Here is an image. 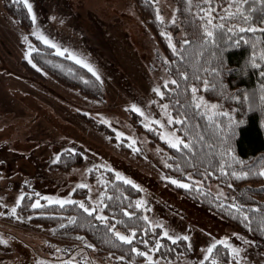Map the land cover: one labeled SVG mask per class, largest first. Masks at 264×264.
Returning a JSON list of instances; mask_svg holds the SVG:
<instances>
[{
  "label": "rangeland",
  "instance_id": "374dc122",
  "mask_svg": "<svg viewBox=\"0 0 264 264\" xmlns=\"http://www.w3.org/2000/svg\"><path fill=\"white\" fill-rule=\"evenodd\" d=\"M11 1L20 2L27 9L23 0ZM29 3L37 19L35 24L31 20L26 29L7 12L5 0H0V200L10 209L22 192L33 194L34 200L40 199L42 204L46 203V196L70 195L81 199L87 195L85 189H78L79 194L70 191L77 184L88 183L96 194L99 190L106 191L99 184L101 177L108 181L109 176L115 178V172H119L140 186L136 201H146L150 219L177 235L190 236L192 247L188 255L163 256L159 264H199L207 245L216 238L228 235L240 244L233 233H243L251 242L244 246L247 264H264V243L164 179L165 176L180 179L169 172L166 147L170 146L159 138V126L152 131L144 128L143 118L129 110L135 102L155 116L159 108H153L147 101L159 99L152 88L168 78L161 60L167 55L136 0H29ZM153 6L155 14L158 6L166 18L163 23L158 21L160 32L175 29L178 38L182 31L178 22V29L167 23L175 8L172 0H157ZM36 29L98 70L102 77V82L98 81L101 87L98 96L64 85L44 70L40 71L41 77L31 72L28 65L32 64L25 58L28 44L24 37L33 43L32 37L38 39L32 35ZM240 96L234 102L206 99L218 103V111H230L233 119H239L246 108L244 95ZM159 118L166 119L162 114ZM104 119L111 122V127L102 123ZM118 132L125 136L117 139ZM129 137L136 141L132 147ZM72 148L78 153H72ZM63 153L80 158V162L60 168ZM262 167L264 164L258 169ZM218 181L203 179L201 185L216 195L226 193L231 202L234 195L231 188ZM252 182L264 183V177ZM221 200L225 201L223 197ZM3 211L0 207V213ZM141 211L144 215V210ZM0 237L8 240L7 244L0 243V264L67 260L80 249H84L81 264L85 260L91 264H121L108 254L96 253V248L87 249L82 241L59 238L48 228L18 221L10 215H0ZM56 248L64 251L56 253ZM129 264L144 261L132 259Z\"/></svg>",
  "mask_w": 264,
  "mask_h": 264
},
{
  "label": "snow or ice",
  "instance_id": "6c2138e0",
  "mask_svg": "<svg viewBox=\"0 0 264 264\" xmlns=\"http://www.w3.org/2000/svg\"><path fill=\"white\" fill-rule=\"evenodd\" d=\"M27 7L28 13L31 16L32 23H36V13L33 12L32 4L29 0H23ZM157 0H152V4H156ZM250 3V6H246ZM257 4L260 5V11L264 14V0H220L219 3H214V0H183V5L172 10L171 19L167 20L170 27H173L179 21L182 31H179L176 38V30H165L160 33L167 41V47L170 50L174 59L168 56H162L163 70L168 78L161 80L152 88V92L159 99H148L147 104L153 108H159V112L153 116L146 113L144 107L133 102L129 106V110L138 114L143 118L141 122L144 128L153 130L154 126H159L157 134L161 140L166 141L171 149H176L182 154L185 163L188 159L194 158L193 153L199 154L202 151L197 149L196 145L202 147L207 144L210 149L208 155L213 157L209 161L208 168L202 174L201 181L193 184L186 182L183 178L177 179L174 176H165L164 179L170 180L172 184L190 189L195 187L200 189L203 183V176L211 177L215 172V166L219 168V172L224 176H232L236 179L248 177L253 173L249 171H230L229 165L239 163L244 164L236 156L231 145L232 138L236 135V124L243 121H235L230 111L217 110L220 108L218 103H210L205 94H211L220 87V94H224L223 84H217V80L222 81L224 51L226 47H238L241 43H248L245 38L248 33H264V18L259 20V24L254 19V13L257 10ZM235 9V10H233ZM155 19L159 22H165L166 18L161 14V9L156 7ZM187 21V23H185ZM236 21V22H233ZM245 34V35H241ZM32 35L37 37L44 45L50 46L55 50L58 56H67L69 60L81 65L87 69L88 73L95 78V81L102 82V77L98 70L80 55L69 51L61 45H58L48 35H45L39 29L32 32ZM28 44L25 58L33 67L38 65L34 62L32 53L39 52L40 49L33 45L32 41L27 36L24 37ZM256 45H253L252 66L256 69H264V50L257 56L255 51ZM159 55V53H158ZM260 61L259 63L257 61ZM51 63V61H49ZM62 67V65H61ZM43 71L42 68L39 69ZM47 74V73H45ZM260 77L264 78V70L259 72ZM84 83H90L84 76L79 77ZM93 86L95 82L93 81ZM260 101L264 105V84L261 85ZM233 100H240V95L231 97ZM244 99H249L247 93L244 94ZM163 115L166 119L159 118ZM227 117V121L223 119ZM204 123L201 124L200 121ZM102 123L111 127V122L104 119ZM179 126L177 128L176 126ZM125 136V133L118 132L117 139ZM132 147L136 141L129 137ZM209 141H211L209 143ZM219 152H216V149ZM72 153H78L76 148L70 150ZM219 159H215L216 156ZM60 159V155H56V160ZM170 167L180 168V164L173 160ZM195 168V165H191ZM254 167V165H253ZM212 170L211 172L209 170ZM187 176L188 181L193 180V176L199 174L190 173L186 169H182ZM90 171V170H89ZM258 175L264 177V167L258 170ZM115 180L122 181L128 185L139 188L133 180L123 176L119 172H115ZM27 183V182H26ZM99 184L102 189H108L109 181L101 177ZM229 188L233 184L229 183ZM78 189H85L87 195L81 199H75L70 195L65 196H46L44 200L48 205L59 206L58 213L64 222L59 224L61 229H67L68 225H76L83 228L88 225L98 236L103 244L112 243L113 246H127L129 253L133 256L141 257L144 264H159V259L165 251L170 252V248L165 244V238L171 243V247L179 243H185L186 249H191L192 244L189 235H177L170 231L165 225L157 224L147 215L146 201L143 199L135 202L137 209H143L145 214L142 216L143 225L138 223L129 224V219H137L138 213L130 210L131 205L120 207L116 201L128 199L125 196L109 195L108 191L99 190L96 194L92 193L88 183H79L70 191L77 192ZM109 191L115 192L116 189ZM260 191L264 192V188ZM225 199V204H219L221 198ZM27 198L25 193H20L15 203L9 209L8 205L0 200V207L4 211L0 215L11 216L18 221H23L25 218L31 220L32 216L25 217L20 214L24 206V201ZM233 202L228 209V215L236 217L239 223L246 225L247 231H254L252 225L257 222L255 230H259L264 234V205L256 202L245 204L238 202L235 197L230 198ZM229 198L226 193L217 192V206L223 211L227 205ZM89 201L91 203H89ZM112 201L113 203H108ZM28 206L33 210L34 215L45 214L36 212L35 210L43 208L40 199L29 200ZM68 207L73 214L65 215L64 208ZM77 209L79 211H77ZM111 209V213H109ZM254 213L258 214L254 215ZM53 217L57 213H51ZM99 225V226H98ZM123 228L124 230H120ZM159 229V230H158ZM75 231V229H72ZM143 233V235H141ZM151 235V239L149 236ZM240 244L234 243L233 239L228 235L223 238H216L206 247V252L199 260V264H247V256L245 253V245L250 244L248 237L243 233H233ZM77 239L82 241L87 249H95L96 243L89 241L87 236L77 235ZM0 243L7 244L8 240L0 237ZM142 246V247H141ZM64 251L61 248H56L55 252ZM75 251V249H74ZM84 254V249H80L74 257L69 256L67 260L57 259L38 260L37 264H81L80 257ZM113 261H120L124 264L126 256L115 255L112 252L108 253ZM84 264H91L90 260H85Z\"/></svg>",
  "mask_w": 264,
  "mask_h": 264
},
{
  "label": "trees",
  "instance_id": "16d2710c",
  "mask_svg": "<svg viewBox=\"0 0 264 264\" xmlns=\"http://www.w3.org/2000/svg\"><path fill=\"white\" fill-rule=\"evenodd\" d=\"M136 2L141 10L143 18L147 19L148 26L151 28L152 32L161 43L166 55L169 58L174 59V56H172L166 42L160 35V25L155 19L153 4L149 0H136ZM172 2L175 8L183 5V0H172ZM219 2L220 0H214V3ZM225 2H227V0H225ZM246 6H250V3ZM5 9L11 16L19 21V24L22 27L28 29L31 26V19L28 15L27 9L22 3L5 0ZM261 18H264V14H262L260 11V5L257 4V10L254 13V19H256L257 23L259 24V20ZM185 23H187V21H185ZM178 25L181 27L179 21ZM178 25H175L177 29L179 27ZM259 26L264 27V25ZM245 38L248 40V43H241L238 47L225 48L222 81H216L218 85H220L222 82L224 94H220L221 89L218 87L215 92L205 95L209 99H221L223 101L232 102V96L239 94L244 95L245 93L248 94L249 99L245 100L246 108L244 113L242 114L241 118L234 119L235 121L242 120L243 123L236 124V135L231 140V145L236 156L239 157L240 160H243L244 164H230L229 169L230 171L250 170L253 174L248 177L236 179L230 175L224 176L219 172V168L214 165V174H212L210 178L208 176H203V179L204 181L219 180L218 182L227 185H229V183L233 184V187H231V192L234 193L233 197H235L238 202L245 204L256 202L260 205H264V192L260 191L261 188H264V183L257 185L252 182L258 181L262 178V176L258 175V168L264 164V105H262L260 101V95L262 92L261 85L264 84V78L260 77L259 75V72L264 69H256L252 66L253 45H256L255 51L257 56H259L260 52L264 50V33H248L246 34ZM32 40L34 45L40 49L38 53H32L34 62L38 66L33 67L28 65V68L34 73L36 77H41V72L39 69L42 68L44 71L57 78L62 84L71 87H78L83 93L87 95L98 96L101 93L99 82L95 81V78L91 75V73H88L87 69H84L81 65L76 64L74 61L69 60L65 56H58L50 46L44 45L38 39L32 37ZM49 61H51V63H49ZM257 62L259 63L260 61L258 60ZM80 76H84L90 81V83H84V81L79 78ZM93 81L95 82V86H93ZM223 119L225 122L227 121V117H224ZM200 123L203 124L204 121L201 120ZM176 127L179 128L178 125ZM210 142L211 141H209V143ZM166 148L168 151L169 165L173 163V160L180 164V168L169 166L170 174L177 175L183 179H187V176L184 174L182 169H186L190 173H199L193 176L192 181L201 179L205 169L208 168L209 161L213 160V157L208 155L210 149L207 147V144H205L203 147L200 144H197L196 148L198 150L202 148V151L199 152V154L194 152V158L188 159L187 163H185L184 159L182 158V154L178 153L176 149H171L170 147ZM216 152H219L218 148L216 149ZM78 159L80 158L75 157L72 154L69 155L67 153H63L58 166L65 169L72 164L79 163L80 160ZM215 159L218 160L219 156L217 155ZM191 165H195V168L191 167ZM209 171L211 172L212 170L210 169ZM108 181L109 184L106 191H108L109 195L114 194L116 196L122 195L128 197V199L116 201V203H119L120 207L131 205L130 210L138 213L137 219L125 218L128 220V223H138L142 226L144 223L142 220V211L141 209H137L135 207V201L139 197L140 191L134 186L115 180V178L112 176L108 177ZM192 183L195 184V182ZM177 188L189 198L216 212L226 220L236 224L242 230L247 231L246 225L239 223L236 217L228 215V209L231 207V203L233 201H229L222 211L217 206V195L210 191L205 185H201L199 190L195 187L190 189H184L182 187ZM111 189H116V191H109ZM76 194L79 193L77 192ZM26 196L27 198L24 201V206L20 214L24 215L25 217L31 215L32 219L29 220L25 218L23 221L32 225L48 228L55 236L63 239H77V235L87 236L89 241L96 243V253L108 254L109 252H112L115 255H124L126 256V264H129L132 259L136 260L137 262L142 261L141 257L131 255L127 246L119 247L118 245L113 246L112 243H101L97 234L91 228H89L87 224H85L83 228H79L76 225H68L67 229H61L59 224L64 222V220L58 214L60 212L59 206L48 205L47 203H44L43 208L37 209L35 211L45 214L34 215L33 210L30 208V206H28V201H34L35 196L29 193H27ZM108 203L113 202L108 201ZM219 204L224 205L225 201L220 199ZM77 211L79 210L77 209ZM53 212L57 213L55 217L51 215ZM64 213L65 215L73 214L69 211L67 206L64 208ZM109 213H111V209H109ZM254 215L258 216L256 213H254ZM257 222L258 221L253 222L252 227L254 231L247 232L253 235L259 242L264 243V234H262L259 230H255L257 227ZM72 229H75V231ZM120 230L124 229L121 228ZM141 235H143V233H141ZM151 238L152 237L150 235L149 239ZM164 242L170 248V252L165 251L160 254L164 257L177 258L190 253V249H186L185 243L178 242L175 247H171V243L168 242L166 238Z\"/></svg>",
  "mask_w": 264,
  "mask_h": 264
}]
</instances>
